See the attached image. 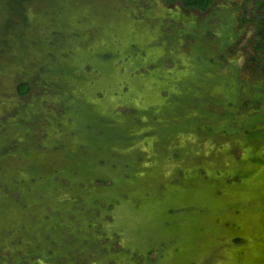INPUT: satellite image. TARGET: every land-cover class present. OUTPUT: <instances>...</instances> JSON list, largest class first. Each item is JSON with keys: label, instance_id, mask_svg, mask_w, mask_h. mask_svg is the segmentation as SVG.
<instances>
[{"label": "rangeland", "instance_id": "1", "mask_svg": "<svg viewBox=\"0 0 264 264\" xmlns=\"http://www.w3.org/2000/svg\"><path fill=\"white\" fill-rule=\"evenodd\" d=\"M22 7L2 30L0 264H264V0ZM141 81L155 101L134 109ZM190 134L210 156L167 152Z\"/></svg>", "mask_w": 264, "mask_h": 264}, {"label": "water", "instance_id": "2", "mask_svg": "<svg viewBox=\"0 0 264 264\" xmlns=\"http://www.w3.org/2000/svg\"><path fill=\"white\" fill-rule=\"evenodd\" d=\"M177 77L181 78L182 76L178 75ZM149 91H150V85L147 82L141 81L140 83H138V85L134 88V91H133V93H134V95L136 97V100L133 101L131 106L134 109H138L141 104H142V106L152 105L150 102L148 104H145V100L147 99V97L150 98L152 103H154V101H155L154 97L153 96L151 97L148 94ZM190 133H192V131ZM186 145H189L191 148L195 149V154H194L195 157H199L200 155L203 154V156H205L207 158L213 152V147H211V145H210V147L208 145L207 146H203V145L196 146L194 137L191 134L186 136V137H180L179 136V137L171 138L170 141H169L167 152H171L174 149H182V147L186 146ZM154 147H155V141L153 139L148 140V151H153ZM135 151L137 153H140V154L145 153L141 149H135ZM142 169L144 170L146 168L142 167ZM254 170L255 169H253V168H249L246 171H247V173H252V172H254ZM179 189L180 188L177 187L174 190L169 191L168 195L174 194V192L179 191ZM192 193H194V192L186 191V189H185L184 191H182V190L179 191L178 194H180V195H178V197L177 196L176 197L180 198L182 201H185L191 196ZM250 194H251V196H250L251 200H249V203L253 204V202H254L253 199L257 200V198H256V189H253ZM256 203H258V201H256ZM253 220L256 222L255 223L256 225L260 224L264 220V214L258 215V216H254Z\"/></svg>", "mask_w": 264, "mask_h": 264}, {"label": "trees", "instance_id": "3", "mask_svg": "<svg viewBox=\"0 0 264 264\" xmlns=\"http://www.w3.org/2000/svg\"><path fill=\"white\" fill-rule=\"evenodd\" d=\"M169 4H175L178 1L181 2L183 5H185L186 8L189 9H195L200 12H205L208 10L210 5L212 4L213 0H166ZM27 2V0H0V54L3 51V46L8 44V40L5 38V33H2L3 28L5 29H12V21L10 18V14L17 13L21 18H25L24 10H23V4ZM11 7V9H9ZM9 9V12L7 11ZM26 20V18H25ZM61 25V24H59ZM26 27H29V23H25ZM59 32V29L53 31V34H57ZM260 37H264V32H260ZM18 36V35H17ZM51 40L53 39V35L51 34L49 37ZM20 41L23 40V37L20 36L18 38ZM30 91V88L27 84H20L18 86V92L20 95H26ZM263 116V111L260 114V117L256 118L257 120ZM264 119V118H263ZM96 132H99V134L105 135V137H119L114 131H109L108 134L104 131L96 130ZM238 241V240H237ZM150 251V250H149Z\"/></svg>", "mask_w": 264, "mask_h": 264}]
</instances>
